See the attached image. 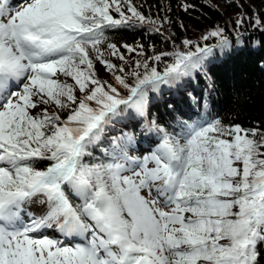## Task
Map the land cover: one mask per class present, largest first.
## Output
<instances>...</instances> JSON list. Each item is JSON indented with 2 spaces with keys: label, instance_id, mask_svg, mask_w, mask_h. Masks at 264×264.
Returning <instances> with one entry per match:
<instances>
[{
  "label": "snow or ice",
  "instance_id": "1",
  "mask_svg": "<svg viewBox=\"0 0 264 264\" xmlns=\"http://www.w3.org/2000/svg\"><path fill=\"white\" fill-rule=\"evenodd\" d=\"M163 22L132 0H0V264H264V128L153 120L142 159L133 132L110 137L231 44L219 26L199 38L214 44L169 36L151 55L107 43V30Z\"/></svg>",
  "mask_w": 264,
  "mask_h": 264
},
{
  "label": "trees",
  "instance_id": "2",
  "mask_svg": "<svg viewBox=\"0 0 264 264\" xmlns=\"http://www.w3.org/2000/svg\"><path fill=\"white\" fill-rule=\"evenodd\" d=\"M132 3L146 17L160 22L167 17V22L107 30V43L117 44L122 52L126 53L122 47L124 44L143 45L146 55L153 51H170L169 36L176 44L185 38L214 44L215 38L209 41H200L199 38L216 26L225 29L231 44L214 50L206 76L195 78L180 90L163 86L159 92H149L147 118L136 116L129 110L130 114L117 124L110 137L118 136L121 129L133 132L130 150L138 140L149 139L158 143L160 134L150 127L153 120L173 133L181 130V122L214 118L225 125L264 128V30L253 27L257 17L264 24V0H223L221 3L218 0H132ZM185 5L191 7L185 11ZM240 15L244 16V22L237 27L235 21ZM153 27H159L160 31H153ZM126 55L135 57L136 54ZM111 60L120 63L115 57ZM98 64L95 63L98 78L112 82L109 73L97 72ZM48 108L58 111L51 104Z\"/></svg>",
  "mask_w": 264,
  "mask_h": 264
},
{
  "label": "rangeland",
  "instance_id": "3",
  "mask_svg": "<svg viewBox=\"0 0 264 264\" xmlns=\"http://www.w3.org/2000/svg\"><path fill=\"white\" fill-rule=\"evenodd\" d=\"M218 1L220 3L223 2V0H218ZM26 2H27V0H14L13 2L10 3V5H18L20 3H26ZM97 72L99 74H106V71H105L104 67L101 64H98V66H97ZM41 107H44V106H41ZM47 107H48V105H47ZM144 140L147 141V144L146 145L148 146L150 144V142L147 139H144ZM143 141L142 142L140 141L138 144L137 143H134L133 144L134 147L132 148V150L129 149V155L135 156V157H139V158L142 159L143 156L150 154L151 151L154 150V149H151L153 147V145H152L153 143H155V145H156V142L154 140L151 141L152 142L151 143V147L149 149H146V151H142L141 149H138V148H141V146L143 145L142 144ZM29 210L30 211H33V212H38L39 206H31L29 208ZM49 234L51 235V233H49ZM60 238L63 239V237H60Z\"/></svg>",
  "mask_w": 264,
  "mask_h": 264
},
{
  "label": "bare ground",
  "instance_id": "4",
  "mask_svg": "<svg viewBox=\"0 0 264 264\" xmlns=\"http://www.w3.org/2000/svg\"><path fill=\"white\" fill-rule=\"evenodd\" d=\"M14 1V0H13ZM143 145L145 144L144 142L142 143ZM149 146V145H148Z\"/></svg>",
  "mask_w": 264,
  "mask_h": 264
}]
</instances>
